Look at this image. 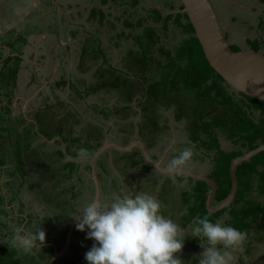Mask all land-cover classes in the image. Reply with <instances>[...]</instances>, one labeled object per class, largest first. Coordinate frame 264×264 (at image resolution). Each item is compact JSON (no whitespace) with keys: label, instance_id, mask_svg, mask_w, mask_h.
<instances>
[{"label":"crops","instance_id":"obj_1","mask_svg":"<svg viewBox=\"0 0 264 264\" xmlns=\"http://www.w3.org/2000/svg\"><path fill=\"white\" fill-rule=\"evenodd\" d=\"M8 1L10 5L6 1L2 3L8 4L13 15L6 21H3L0 16V66H3V59L9 56L20 59L18 61L20 66L18 71H14L18 78L12 81L17 87L0 86V127L4 125L5 118L11 119L10 123L13 127L16 126V129L18 125L26 124L21 125L19 129L26 135L27 141L31 142V146L33 143L37 144L39 151L37 162L51 160L61 168L62 177L55 175L57 179L55 187L59 189L56 190V197L64 200L69 210L78 205L82 207L92 201L95 193L89 164L85 159L79 160L71 156L76 155V150L80 148L89 151L96 145L99 147L105 141L126 145L134 139L137 129L138 138L147 145L152 157L164 165H168L179 147L182 146L184 149L183 146H186L192 149L188 143L193 142L189 134V141L186 143L175 140L177 135L174 132V125L178 124L180 119L173 116V119L168 120L164 104H156L155 107L159 109L158 114L161 118L166 117L169 122L167 125L164 124V130H168V134L170 131L173 135L165 134L166 131L160 134L158 129L151 125L153 111H150L152 107L149 111L147 108L151 104L147 102L145 82V89L141 90L140 86L128 88L127 81H122L118 76V79H121V86H118L121 88L119 92L125 96L121 98V95L116 96V93L113 94L108 87H105L107 84L111 86V89L117 87L118 84L113 83L112 78L110 82L100 81L104 76L102 69L104 71L116 69L115 58L122 52L118 53L114 45H111L113 36L119 39L118 44L127 42L126 36H129V32L124 31L127 17L122 14L124 8L121 6L125 0ZM214 6L221 19L223 16L220 12L224 6H239L241 13L244 14L239 13L236 20L242 29L249 25L244 18L245 13L248 12L253 18H259L264 13V0H217ZM231 18L232 16L229 19L226 18V23H222L229 41L230 36H234L233 31L227 29L231 28ZM253 27L259 28V23ZM88 37L93 38L96 49L85 48ZM257 38L262 41L263 31L256 34L253 40ZM9 39L12 41L10 42ZM121 48L123 50L125 47ZM99 49L106 52L99 53ZM90 81L95 83L91 84ZM101 91L108 92V98L105 101L99 99L102 102L100 103L89 100L93 94L98 95ZM111 94H113L112 98H110ZM7 104L10 105V111L4 109ZM255 115L258 117L259 111H255ZM62 120H65L62 122L63 126L60 123ZM53 129L55 131L52 132ZM6 135L7 133L2 134L0 140L5 139ZM218 139L222 150L238 149L234 146L236 143L228 139L227 134L220 130H218ZM58 150L63 152L64 157L55 156ZM204 150L192 157L185 166L210 176L213 167L212 157L211 153ZM22 151L24 157L26 155L32 157L30 152ZM50 153L52 156L49 155ZM195 159L197 162L193 161ZM206 159L211 163H207ZM67 160L77 164L69 179L66 178L68 171L64 168ZM138 160H140L138 148H134L129 153L109 149L101 154L96 162L100 186L98 199H111L114 194L132 192H148L154 195L161 204V214L172 219L183 229V235L186 238L178 255L184 260V264H197L196 260L203 248L197 240L199 238L192 237L191 229L199 215L193 213V209L187 210L186 207L181 206L172 213H168L171 201H165L159 194L163 190V194L174 193L176 196L183 188L192 194L196 183L190 182V178L179 175L163 176ZM9 169L14 171L13 168ZM19 178L17 186L25 188L27 186L30 190L33 187L39 188L34 186L37 183L36 180H28L27 184L26 179L23 180L20 176ZM2 182H8V180L4 179ZM254 190L257 189H253V192ZM26 193L23 194L24 199L27 198L26 195L31 194L28 190ZM191 196L194 198L195 207L197 201L194 195ZM77 197L79 201L75 200ZM263 198L264 195L259 193L258 201H264ZM31 201L30 197L26 201L22 199L19 203L23 209L17 206V209L8 212L9 217L13 218L12 230L16 227L17 221H22L21 225L27 230L35 231L37 228L35 220L41 221L49 215L46 210H51L50 207L45 204L42 208V211H45L43 214L31 204ZM51 203L52 200L47 204ZM214 204H217L215 200ZM219 215L215 221L225 225L231 224L232 219L229 214ZM253 224V222L251 225L247 224L244 228L236 227L247 234L241 250L236 253V264H264V243L252 237L255 229ZM74 232L75 235L68 249L69 253L64 256V262L61 264H71L69 260L71 258H75L77 262L75 264H88L85 253L91 248L93 240L86 238V231H78L75 228ZM63 234L59 227L58 232L52 237V242L57 243ZM45 244L51 243H44L43 246ZM249 248L251 253L247 251ZM74 253L76 255H73Z\"/></svg>","mask_w":264,"mask_h":264},{"label":"rangeland","instance_id":"obj_2","mask_svg":"<svg viewBox=\"0 0 264 264\" xmlns=\"http://www.w3.org/2000/svg\"><path fill=\"white\" fill-rule=\"evenodd\" d=\"M7 2L9 5V1L8 0H1L0 2V16L2 17L1 19L3 21L8 20L9 17H11L13 15L12 10L9 9V6H7L8 4L2 3V2ZM15 0H11V2H13ZM214 2H216L217 4V0H214ZM2 5V6H1ZM4 5V6H3ZM241 9L239 6H224V9H222V11L220 12V15L223 16V21H226V18L229 19L230 16H232L231 20V28H227L231 31H233L232 33L234 34V36H230V46L233 50H235V48L237 50L241 49V48H249L251 50L255 49V46L258 42V44L260 45L259 42H261L260 47L256 50V51H262L264 52V25L262 22H260V20L263 19V14L260 15V17H255L253 18V16L251 14H249L248 12L245 13L244 18L245 20L247 19V23L249 24L247 27L245 28H241L236 20V17L239 13H241ZM244 14V13H241ZM240 14V15H241ZM260 22V23H259ZM176 23L178 24V20H176ZM226 23V22H225ZM256 23H259V28L254 29L253 26H255ZM126 24V23H125ZM131 25V24H129ZM253 25V26H251ZM244 27V26H242ZM253 27V28H252ZM129 30V29H127ZM261 31H263V38L262 41H260V38H257L256 40H253V37L256 34L261 33ZM12 32V31H11ZM22 33V32H21ZM126 37H130V36H126ZM229 39V37H228ZM115 40V41H114ZM9 41L11 42L12 39H9ZM118 41L119 39L114 35L111 41V45L113 44L114 47H116L118 45ZM86 44H85V48L87 49H96L97 46H95L93 38L92 37H88L86 38ZM177 42V40H176ZM129 44H127L128 46ZM135 48V47H133ZM132 48L133 51H131V49H126L124 48L122 50V48L120 50H117L118 53H120L121 51V55H118V57L115 58V68L113 70L110 71H103V75L102 79H100V81L102 82V80L104 82H110L111 78H112V82L119 84L121 86V79L122 81H124L125 78H127L128 80H132L134 77L132 76V73L130 71H128V75L125 73L127 72V66L126 65H131L132 62H136L140 68H143V72H145L146 76H151L152 74H150L151 72H153L152 77L155 76V78L158 80V83L160 85L157 86L158 90L160 89L161 91L165 90L166 94H168L169 96H171L174 101H173V106L174 110H176V112H178V114H180L181 119L178 122V126L179 129L176 130V141H180L183 143V141L188 142V134L189 136H191L192 138H194V134L196 133V129L198 126H195V124H198L197 121V117L199 118L200 115H206V120H209L208 122L214 121L215 123H217V127L216 129L222 131L224 134H229L230 130H228L227 128H222L221 129V121L225 120L227 117H229L230 115L233 114L232 110H235V108H237V104H234L235 102H237L239 100V97L237 94H235L234 96L232 95L233 99L231 100V105L228 104V106L225 107V105L223 103L226 102V99L223 98V91H221L220 95L222 96V99L220 98V105H208V101L203 99L200 103L198 102V92L192 88H188L186 86L185 83H182L181 80H179V78H174V82H170V80H168V82L170 84H173V86L166 84L163 81H166V76L168 75L167 73H165L162 69V66L159 63L156 64V67L153 66L151 61H148L147 59H143V56H141V54L137 51H135ZM99 53L100 52H106L105 50H98ZM150 60V59H149ZM23 65V64H22ZM20 66V63L15 59H13L10 64L8 65V68L6 70L7 74L10 75L9 77H3V79L11 84L12 81L14 79L18 78L17 74H13L14 71H18V68ZM106 66V65H105ZM25 67V65H24ZM104 67V66H103ZM108 67V66H106ZM105 67V68H106ZM155 68V69H154ZM124 69V70H123ZM133 71H135L134 69H130ZM125 71V72H124ZM111 75V76H109ZM163 75V77H162ZM118 76L121 77V79H118ZM145 76V75H144ZM86 77V76H85ZM89 77V76H88ZM108 80V81H107ZM119 80V81H118ZM91 84H94L95 82L90 81ZM167 82V81H166ZM106 84V83H105ZM4 85L2 83V81L0 80V86ZM101 85H103L101 83ZM100 85V86H101ZM11 87L9 84L6 85ZM93 86V85H92ZM91 86V87H92ZM17 87V86H14ZM105 87H108V90H111V92L113 94L116 93V96H120L121 98H124L125 96H123L122 92H119V90H121V88L119 89H111V86L109 84H107ZM160 87V88H159ZM167 89V90H166ZM231 91V90H230ZM164 92V91H163ZM110 96V98H112V95ZM108 92L105 91H101V93L97 94H93L89 100H96L99 101L100 103H102L101 101H105L108 97ZM241 98V97H240ZM101 101H100V100ZM243 99V98H241ZM211 101V100H210ZM244 101H247L246 99H244ZM164 104H166V102H163ZM169 103V102H168ZM165 114H170L171 116H167L168 120L173 119L172 116H174L172 114V107H165ZM214 111V113H213ZM208 114V115H207ZM156 115V113H155ZM153 114H151V125L153 127H156L158 129V132L164 133L166 130H164V124H168V120L166 119V117H162L160 116H155ZM155 116V117H153ZM256 117V115H255ZM65 120H62L60 123L62 125V122ZM11 119L5 118L4 119V125H8L9 126V130H7V135L6 138L3 140H0V155L2 156L3 161H7V166H6V170H8L9 168H13L14 173H16V176H14V180L12 185H16L18 184V181L20 180V178L18 179L19 175H20V169H25V171L22 174H25L26 176V181L25 183L28 182V180H36L38 187L39 188H35L33 187L32 190L28 189V187H21L20 189H22V191H26L28 190L29 193L28 196L26 195L27 198L24 199V196L21 195V198L23 200H28V197L31 198V204L34 205V207L37 210L42 211L44 205L46 204L48 207L51 208L50 211H47V214L53 216H57L56 220H52V221H48L46 224V228H47V232H46V239L44 243L50 242L52 243L53 240V232L56 233L58 232L57 230V225H58V221L57 219L59 217H61L60 213H61V209H58V206L61 208L62 206V202L63 200L58 199V197H56V190H59L55 187L57 179L55 178V175L58 174L59 178L61 176V168L58 166V164L54 163L53 161L49 160V161H41V162H37L38 157H39V151H38V147L36 143H33L31 146V142H28L26 139V135L23 133V131H21L22 126L21 125H26L25 123L20 124V126H16L13 127V124L11 125ZM58 124V123H57ZM3 125V126H4ZM1 126V124H0ZM63 126V125H62ZM12 129V131H11ZM55 131L54 129L52 130V132ZM190 131V133H189ZM18 133V134H17ZM4 134V133H3ZM8 137V139H7ZM189 145H191L192 147V151H193V156L198 155V153L203 152L204 148H201L198 142H188ZM239 146L238 145H234L235 147H240V142ZM8 144V145H6ZM4 146V147H3ZM184 148H186V146H183ZM177 148V147H176ZM22 150L27 151L29 154L32 155V157H28L27 155L24 157L22 154ZM206 151V150H204ZM20 152V153H19ZM20 154V155H18ZM50 156L51 153L49 154ZM48 155V157H50ZM19 156V157H18ZM44 156V155H43ZM56 157H58V155H55ZM258 159L260 160V162L262 164H264V155H259ZM199 162V161H198ZM207 163H211L208 162L206 159ZM212 166L214 167L213 162L211 163ZM29 169H28V167ZM24 167V168H23ZM212 167V171H214ZM259 171L262 172L263 170V166L259 167ZM12 172V171H11ZM213 172H210V176L212 175ZM264 175V173L262 175H260L261 177ZM260 176H257L259 179H253L255 182L252 183L251 186L252 189H257L254 190L255 192H253L252 190V195L250 197L247 196V199L249 202L247 201H243L240 202L239 204H236V202H232L228 207L224 208V210H220V214H229V216L231 217V219H235L234 222H236V225H239V228H244V223L245 221H247V223L249 225H251V223L253 222V227H255L254 229V234H253V238H255L256 240L260 241V243H264V222L261 219L260 214H258V212L260 210H258V208H261L264 210V201L259 202L258 201V197H259V193L261 194V184H262V179L260 178ZM62 177V176H61ZM43 180V182L40 181ZM240 180V178H239ZM28 184V183H27ZM242 186V185H241ZM240 186V187H241ZM18 187V186H16ZM58 187V186H57ZM25 192V193H26ZM27 194V193H26ZM160 197H163V199H165V201L169 200L171 201V203L169 204V209H168V213H172L174 210L178 209L180 206L181 207H186L187 210L190 208L193 209L194 208V198L191 195H194L193 190H192V194L188 193L186 188L180 189L177 193V195L175 196L174 193L166 195L163 194V190L160 191ZM64 197V196H63ZM189 197H191L188 201H186ZM79 197H77L75 200H78ZM264 199V198H263ZM51 204H47L48 201H51ZM61 203H55V202H60ZM187 202V203H184ZM191 204V205H190ZM236 204V205H235ZM69 205V204H68ZM191 206V207H190ZM77 210L76 208H73L70 211V214L73 215L75 214ZM43 214H45V211H42ZM167 212H165V214H167ZM224 212V213H223ZM264 213V211H263ZM216 215V213H215ZM237 215V217H236ZM220 216V215H219ZM256 216H260L259 220H257V218L255 219ZM233 217V218H232ZM257 223V224H256ZM48 224V225H47ZM230 224V221H229ZM50 225V226H49ZM231 225V224H230ZM43 224H40L37 226L36 230L41 227L42 228ZM43 230L45 229L44 227L42 228ZM11 230H12V225H11ZM39 243V241H38ZM42 247L38 248V249H34L31 253H25L22 252L21 250L17 249V258L20 260V263L22 264H37L38 262L42 264L43 263H47V259L45 257V254L43 253V251L41 250ZM251 249L249 248L247 251L251 253L250 251ZM72 253L73 251L70 250ZM69 253V250L65 253L64 256H67V254ZM179 254V253H178ZM177 254V255H178ZM255 254V253H254ZM73 255H76L75 253ZM71 261V264H75L77 263L75 261V258H71L69 259Z\"/></svg>","mask_w":264,"mask_h":264},{"label":"trees","instance_id":"obj_3","mask_svg":"<svg viewBox=\"0 0 264 264\" xmlns=\"http://www.w3.org/2000/svg\"><path fill=\"white\" fill-rule=\"evenodd\" d=\"M135 2L136 0H131V5H134ZM183 17L187 18L185 14H178L175 17H173L172 15L168 16L167 19L173 18L175 21L178 20V25L180 28H182L183 24L179 22V19ZM260 22H262L264 25V16ZM127 24L130 23L127 22ZM186 29V36L179 42L178 46H176L174 57L170 60V63L167 65L169 69L167 71L168 75L166 76L167 82H163L173 86V84H170L168 80H170V82L172 83L175 81L174 78L178 76L179 80H181L182 83H185L188 88H193L194 91L196 90L198 92L199 103L203 99H205L209 102L208 105H220V98L222 99V96L224 99H226V102L223 103L225 107L228 106V104H232V95L234 96L235 94H237L238 96L243 98L241 99L239 97V100L234 103L238 106L237 108H235V110H232L233 114L227 117L225 120L221 121V129L227 128L228 130H230V133L227 135V138L232 140L238 146V142H240V147H238V149L232 151H224L220 148V142L218 139V129H216L218 125L214 121L208 122L209 120L205 119L206 115L202 114L199 118L197 117L198 124H195V126L198 127L192 140L193 142H198L200 147L204 148L206 152L208 151L209 153H211L212 162L214 164V171H212L213 173L210 177L214 178L218 185L214 199L215 203H218L226 197L231 188V180L229 174V165L231 159L235 156L240 155L246 150L253 149L259 144L264 143V101L254 99L246 95H241L232 91L228 87V85L225 84L221 76L209 66V63L204 56L202 48L197 38L193 34L194 30L190 22L186 24ZM149 45H152V43ZM260 45L257 42L253 51H256L260 47ZM235 50L237 49L235 48ZM13 59L15 58L11 56L3 59V66H0V80L4 82V85L9 84L14 88V86H16L15 83L12 85L3 79L4 76L10 78V75L7 74L6 70ZM16 60L20 61V59L17 58ZM13 74H15V72H13ZM158 85H160L158 83V80L155 83L148 85L146 93L150 99L158 100L160 97L162 98L166 96L165 90H163V92L160 89L158 90L155 88ZM118 86L120 85L118 84L117 87ZM221 91H223L224 93L222 96L220 95ZM162 92L163 94H165V96H163ZM244 99H246L247 101H244ZM159 103L162 102L159 101ZM9 106L10 105L7 104V106H4V109L10 111ZM164 106L168 107L170 105ZM147 108L149 111L150 106H148ZM255 111H259L258 117H255ZM175 115L178 119H181V116L180 114H178V112H176ZM7 130H9L8 125L0 127V136L3 133L6 134ZM97 146L98 145L94 146L89 150L90 155L97 148ZM56 154L60 158L62 156L64 157L63 152H61L60 150H58ZM261 154L264 155V151L260 152L250 160L243 161L242 163L237 165L236 177L238 180V190L234 199V202H236V204H239L243 201L249 202L247 196H249L253 190V186H251L253 179L258 178L257 176H260L264 173V164H262L258 159V156ZM2 156L3 155H0V170H2V173H4L6 177H11L15 175V171L11 172L10 169L6 170V166L8 163L7 161H3ZM71 156L73 158L76 157V155ZM140 161L141 159L138 160V162ZM76 165L77 164L73 161H66V164L64 165V168L68 171L66 178H70ZM261 166H263L262 172L259 171V167ZM24 171L25 169H20L21 173L19 175L23 180L26 179L25 174H22ZM260 178L262 179V184L260 188L261 194L264 195V175L262 177L260 176ZM189 181L196 183L193 190L197 204L193 208V213L199 215V217H203L205 214H208L209 218L215 222V219L219 216L220 213H216V215H211L207 212L205 208V199L209 190V186L203 181L194 180L192 178H190ZM35 185L36 187H38L37 183L34 184V186ZM20 188H18L17 192H19ZM15 199L16 195L9 198L8 201H5L4 196L0 197V213L2 212L3 214V218L0 220V264H22L17 258V248L12 247L10 244V237L12 235L11 225L13 224V218L9 217L8 212L13 211L12 204ZM63 204H66V202H63ZM58 209H60L59 206ZM258 210H260L258 214L262 215L261 219L264 222V210L261 208H258ZM256 218L257 220H259L260 216H256L255 219ZM48 219L49 218H45L41 220V224L46 223ZM69 220L70 217H67L65 221L62 220L63 222L60 223L59 227L62 233L66 232ZM234 220L235 219L231 220V225L233 227H239V225H236V222H234ZM21 224L22 221H17L16 226ZM247 224V221H245L243 226L246 227ZM47 248L50 247H42L41 250L43 251V249L46 250ZM52 253L53 249L50 248V251L47 252L46 255H48L49 257L52 255Z\"/></svg>","mask_w":264,"mask_h":264},{"label":"clouds","instance_id":"obj_4","mask_svg":"<svg viewBox=\"0 0 264 264\" xmlns=\"http://www.w3.org/2000/svg\"><path fill=\"white\" fill-rule=\"evenodd\" d=\"M87 149L76 150V159L89 157ZM193 151L184 148L169 161L168 170L185 166ZM159 200L148 192L114 194L111 199H94L77 208L71 217L77 220L78 231H86L93 240L85 253L88 264H184L178 253L184 246L183 229L160 212ZM192 237L203 251L197 264H236L237 255L247 234L231 225L212 221L208 214L197 217ZM45 231L17 225L12 230L10 244L25 253L43 247ZM39 241V243H38Z\"/></svg>","mask_w":264,"mask_h":264},{"label":"water","instance_id":"obj_5","mask_svg":"<svg viewBox=\"0 0 264 264\" xmlns=\"http://www.w3.org/2000/svg\"><path fill=\"white\" fill-rule=\"evenodd\" d=\"M179 1L182 8H177L172 12L163 13L164 16L167 14L175 15L177 13L186 14L209 66L221 76L225 84H227L235 93L264 101V52L253 51L249 48L233 50L230 46L225 29L220 21V17L211 0ZM135 132L136 135L134 136V139L128 144L121 145L114 141H105L102 145L97 147L87 159H85L90 166L95 188L93 200L98 199L100 195L96 162L101 154L109 149H113L120 153H129L134 148H138L144 163L158 171L163 176L179 175L205 182L209 186L205 199V208L208 213L213 214L228 207L236 197L238 189V180L236 177L237 165L243 161L250 160L260 152L264 151V143H261L257 147L246 150L231 159L229 165L231 180L230 191L224 199L217 204H214V198L217 191V183L214 178L193 171L186 166H182L177 170L169 171L167 167L168 165H164L152 157L147 145L138 138L137 129ZM76 223V219L69 223L64 243L59 250L53 252V255L49 259V264H53L55 260L68 251Z\"/></svg>","mask_w":264,"mask_h":264},{"label":"flooded vegetation","instance_id":"obj_6","mask_svg":"<svg viewBox=\"0 0 264 264\" xmlns=\"http://www.w3.org/2000/svg\"><path fill=\"white\" fill-rule=\"evenodd\" d=\"M211 1H212L213 5L216 4L214 2V0H211ZM121 6H123V8H124L122 14L127 17V21H126V24L124 26V31L129 32L130 37L127 38V42H125L124 44H122L120 42L115 47V50H120L121 47L124 46L126 49H131V51H133L132 48L135 47L133 49L135 51L139 52L141 54V56H143L144 60L147 59L148 61H151L153 66H155V67L159 61L158 64H160L163 68L162 70L165 73H167V71L169 70L167 65L170 63V60L174 57V52H175L176 46H178L179 42L186 36V33H187L186 24L189 22V20H188L187 16H186L187 18L183 17V18L179 19V22H181L183 24V27H184V28L183 27L180 28L179 25L176 23V21L173 18L167 19V17L171 16V15L173 17H175L178 14H184V13H177L175 15L167 14L165 16L163 13L172 12V11L176 10L177 8L178 9L182 8L180 1L179 0H152V1L151 0H136L135 4L131 5V0H125V3ZM133 9L136 12L133 11ZM118 10H119V8H118ZM119 11H122V10L120 9ZM133 12H134V14H133ZM132 14L134 16H132ZM220 21L223 24L225 23L223 21V18ZM127 22L130 23L131 25L127 24ZM127 29H129V30H127ZM227 36H228V34H227ZM176 40H177V42H176ZM151 43H152V45H149ZM127 44H129V45L127 46ZM136 64H137L136 62H132L130 66L126 65L127 66V72H125V71L124 72L128 75V71H130L132 73V76L134 77L132 80H128L127 78L124 79L125 81H127L126 87L131 88V87L140 86L141 90H142L145 86L148 87L149 84H153L157 81L155 76L152 77L153 72L150 73V74H152L151 76H146L145 72H143V68H140ZM130 69H134L135 71L132 72V70H130ZM162 77H163V75H162ZM175 78H179V77L177 76ZM102 82H104V81L102 80ZM144 82H145V86H144ZM119 88L120 87H118V88L116 86L114 87V89H119ZM155 88L158 89L157 86ZM145 91L147 92L146 89H145ZM162 94H163V92H162ZM163 96H165V94H163ZM147 100H148L147 102L151 104L150 107H152V108L150 111H153V115H155V113L157 115L158 111H159V109H156L155 105L156 104L161 105L163 102H166V104H164V103L163 104L164 105H170L169 107H172V109H173L172 114L174 116H176L175 115L176 110H174L175 106H173L174 99L171 96H169L168 94H166L165 97H162V98L160 97L158 100L150 99L147 96ZM159 101H161L162 103H159ZM157 116H160V115L158 114ZM166 116L170 117L171 115L166 114ZM178 125L179 124H177V123H175V125H174L175 134H176V130L179 129ZM167 131L165 134H168ZM169 134L173 135L170 133V131H169ZM180 150H182V146L179 147L178 151H180ZM140 159H141L140 163L141 162L144 163L143 158L141 157V153H140ZM197 159H199V158H197ZM197 159H195L193 161L197 162ZM14 176H16V173H15V175H13L11 177H9V176L6 177L4 175V173H2V170H0V197L4 196L5 201H8L9 198L16 195V199L13 202L12 207L14 210L17 209V206H19V209H23V206L22 205L20 206L19 201L22 200L21 195H23L25 193V191L24 190L22 191V189H19V192H17L18 188H20V187L19 186L16 187L17 185H19V183L16 185H12L13 183H15V182H13V180L15 179ZM4 179L8 180V182L3 183L2 180H4ZM217 188H218V185H217ZM76 207L77 206H74V208H76ZM68 208H69L68 206H66L65 204H62V206L60 208L61 209L60 210L61 211V213H60L61 217H59L57 219L58 223L59 222L62 223L63 222L62 220L65 221V219H67V217H70L69 223L75 219V218L71 217L72 215L70 214V211ZM77 208H79V205ZM223 210L224 209H222V211ZM2 218H3V214L1 212L0 213V220ZM46 218H49L48 221L50 222L52 220H56L57 216L48 215ZM48 221H46V223ZM35 223L38 226L41 224V221L35 220ZM43 227L45 228L44 231L47 232L48 230L46 228L45 223L43 224L42 228ZM67 229H68V227H67ZM67 229H66V232H67ZM57 230H59V225H57ZM35 231H36V229H35ZM74 231H75V229H74ZM74 231H73L72 237L75 235ZM66 232L61 236V238L57 241V243L52 242L51 244H45L43 247L48 246V247L53 249V252L55 250H59L64 243ZM53 234H54V232H53ZM71 241H72V239H71ZM69 247H70V245H69ZM50 248H47L46 250L43 249V253L45 254V257L48 261H47V263L42 262V264H49V259L51 258L53 253L49 257H48V255H46V253L50 251ZM64 255L61 256L60 258H58L57 260H55L53 264H61L62 262H64ZM37 264H41V263L38 262Z\"/></svg>","mask_w":264,"mask_h":264}]
</instances>
